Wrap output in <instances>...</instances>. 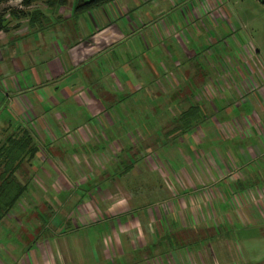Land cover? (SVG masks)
Here are the masks:
<instances>
[{"label":"rangeland","instance_id":"374dc122","mask_svg":"<svg viewBox=\"0 0 264 264\" xmlns=\"http://www.w3.org/2000/svg\"><path fill=\"white\" fill-rule=\"evenodd\" d=\"M174 2V6H167L160 16L154 13L153 17L165 22L170 19L177 29L175 34L182 36L186 49L194 50L196 56L185 63L187 60L173 42L160 41L156 20L140 26L145 28L139 40L129 31L131 36L119 44L126 48L124 60L119 57L120 47L109 50V71L117 68L111 64L115 59L119 66L128 62L140 70L148 69L144 58L149 59L148 52L152 47H149V37L159 40L173 59L181 63L169 73L157 67V80H153L151 74H142L144 77L132 83H128V67L121 66L127 82L122 79L120 70L112 73H118L120 81L129 85L124 84L123 89H109L106 114L104 108L98 115L86 106L73 105L68 111L58 108L57 112L63 116L55 122L60 136H52L51 143L31 136L38 152L31 160L23 161L16 179L25 184L28 178L29 182L33 178L32 185H27L18 203L0 219V264H43L41 247L52 264H264V221L260 216L250 221L247 216L249 209H264L262 199L259 200L264 195V147L259 143V136L247 137L239 124L242 121L250 128V115L257 113V109L243 87V99L236 97L233 89L230 93L224 91L222 85L220 90L210 87L218 93L217 98H209L207 93L210 83L218 76L225 77V72L230 70L237 40L241 45L258 50L257 62L264 66V0H222L219 7L225 8L231 16L228 26L233 28L230 30L232 35L226 34L219 20L209 18L212 9H209L208 1ZM203 10H209V13ZM21 11L28 10L20 0L0 4V23L10 29L14 21H19ZM4 29L1 28L0 35ZM183 32H186L185 36ZM14 54L11 58L19 53L15 51ZM132 54L135 57L132 58ZM165 60L164 57L163 64ZM257 62L253 59L250 65L254 71L259 70ZM150 66L154 67L151 60ZM103 69L97 64V76ZM195 74L202 76L203 85H198ZM233 77L229 71L228 79L231 81ZM1 82L0 77V124L6 121L12 125L14 118L8 108L7 93L1 94ZM245 97L248 98L246 102ZM190 105L199 106L203 112L187 132L183 144H179L178 136H174L172 143L157 136L162 127L175 125L177 120L173 118L177 111ZM72 115L78 116L79 120L70 119ZM227 124L237 131H232L237 135L233 140L212 137L208 140V135L201 139L204 125L220 129L226 128ZM261 135L264 141V133ZM6 136L0 131V139ZM155 138L161 145L149 148L143 143L146 140L152 144ZM114 143L124 144L125 150H116ZM247 145L254 146V151L258 149L259 153H246ZM205 152H217L227 159L229 167L241 164L237 167L239 171L252 174L251 180L243 182L252 187L247 189L243 183L241 189H236L226 178L223 181L208 180L210 168ZM185 155H188V164L200 173L195 184L182 179L177 184L166 183L164 186L157 181L155 173H149L153 168L150 163L155 164V168L167 164L172 170L183 169ZM129 163L142 169V174L134 179L137 183L128 182L136 199L129 195L130 210L122 206L120 198L125 191L118 189L123 179L116 180L119 170L123 171V166L127 168ZM79 171H82L84 183L77 177ZM44 176L51 180L43 179ZM133 177L126 176L125 179ZM39 179L45 181V186L42 185L46 192L42 196ZM111 186L117 191V197L109 200L108 215L112 218L107 219L101 214L96 223L76 224L74 204L87 203L90 197L97 202L99 194L107 196L106 191ZM183 187L182 192L177 191ZM143 192L147 194L143 195ZM125 195L128 196L126 192ZM233 196L239 197L238 203L232 201ZM251 199H254L253 204ZM235 204L242 207L234 209ZM59 206L65 215L58 211ZM176 213L180 218L175 216ZM109 225L112 228H108ZM55 240L57 244H54Z\"/></svg>","mask_w":264,"mask_h":264},{"label":"crops","instance_id":"0c3cea01","mask_svg":"<svg viewBox=\"0 0 264 264\" xmlns=\"http://www.w3.org/2000/svg\"><path fill=\"white\" fill-rule=\"evenodd\" d=\"M206 1L209 2V9H212V12L209 13V10H203L204 13L208 12L210 19L219 20L226 34L232 35L230 30L233 31V28L230 26L229 29L228 26L230 25L229 21L231 16L227 13L225 8L219 7L220 3H223L222 0H220V2L217 0ZM72 3L73 0H69L68 4L62 7H46V5L38 2L34 5L24 7L28 11H21L19 21H14V23L9 26L10 29L2 25L5 29L1 31L2 34L0 35V48L4 47L0 49L1 94L3 92L7 93L5 96L7 97L8 108L14 118L12 119V125L6 121L0 124V131L4 134L9 135L15 133L18 129H25L32 137H41L51 143L53 141L52 136H60L55 122L63 116H61V113L57 112L58 108L68 111L71 109V106L80 105L88 107L94 115L101 114L104 110L106 114V105L109 102V89H123L125 85L127 87L129 85L127 83H122L120 81V75L117 72V75L113 74V70L118 72L120 70L123 77L122 79L127 82V78L122 73L123 70L121 68V66H127L129 75L128 83H132L134 80L138 81L141 77L147 76L146 74H151L152 79L157 80L158 78H155L157 75L155 72L157 67H159L162 72L169 73L171 68L180 65L181 62L175 61L173 55L167 51V48L160 43L159 40L173 42L178 48L181 56L187 60L185 63H188V61H191V59L196 56L194 50L186 49L182 41V36L175 34L174 31L177 29L173 26L174 23L170 19V22H165L162 18L155 19L153 17L154 13L156 16H160L165 12L167 6H174V0H115L80 14H74L72 12ZM156 10H158V12H156ZM154 20L159 24L158 36L160 38L157 40L149 37V47H152L148 52V57L154 67L150 66V60H147V58L144 59L149 65V68H141L142 70L135 67V65L130 66L128 62L119 66L115 59L111 64L117 66V68H111L110 72L109 68L107 69L109 66V50L120 47L118 50L120 54L119 57H122V60H124L123 56L126 52L124 51L126 48L123 45L119 46V44L131 35H134V37H137L139 40L145 28H140V26L152 24ZM182 20L184 21V18ZM235 20L239 21L238 18H235ZM225 24H227V27ZM11 27L13 30H11ZM129 31H131V35ZM182 34L185 36L186 32ZM220 36L223 35L220 34ZM235 49L236 53L233 59L230 60V70L225 72V77L218 76L216 81L210 83L207 91L208 97L217 98L218 93L211 91L210 87L215 88V90H220L222 85L224 91H229L230 93L231 89H233L235 92L232 91L233 94L236 97L241 96L243 99L241 88H245L248 91L247 95L251 96L250 99L254 101L257 113L254 112L250 115V128H246L242 121H240L239 124H241V129L245 130L246 135H248L247 137L253 135L259 136V143L264 147V141L261 135L264 133V66L257 62L258 56L256 53H258V50H255L252 46L241 45L237 40ZM15 51L19 54L11 58L13 57L11 55H15ZM131 57L133 58L135 56L132 54ZM164 57L167 60H165L163 64L162 60ZM253 59L259 64V72L254 71L252 66H250ZM97 64H101L103 69V71L99 73V76H97ZM229 71L234 75L231 81L228 79ZM142 74H144V76H142ZM169 78L171 79L170 75ZM194 79L198 81V85H203L204 81L202 76H196L195 74ZM20 81L21 85H19ZM238 83H240L241 86H239ZM249 87L252 90H250ZM151 95L154 98V95ZM247 99L245 97L244 102H246ZM190 106H195V117L198 121L200 113L203 112L202 108L197 105ZM187 108L188 107L185 109L181 108V110L177 111L173 119H176L180 112L185 111ZM77 117L76 115H72L70 119H78ZM48 120L50 122H48ZM45 121H47V124H45ZM10 128H12V131H10ZM189 129L190 128L177 129L174 125L162 127L161 132L157 136L164 137V142L168 143H172L174 136H178L180 137L178 141L179 144H183ZM202 129L203 134H201V139H203L205 135H208V140L211 139L210 137L216 138V140L222 138L233 140L237 137V135L232 132L236 130L228 124L226 128L220 127V129H215L212 125H204ZM8 130L10 132H8ZM238 131H240L239 128ZM170 137L171 139H169ZM71 141L75 142L74 139H71ZM143 143L148 144L149 148L151 146L156 147L157 144L161 145L157 138H155L152 144L146 140H143ZM113 146L116 150H120V152L125 150L124 144L118 145L114 143ZM253 147L252 145L245 146L246 153L248 152L250 155L259 153L258 149L256 152ZM188 148L189 145L187 146V149ZM168 152H171V149H169ZM190 153L191 151L189 154ZM205 153L207 154L208 168H210L207 173L208 180L215 178L218 181H223L226 178L229 180L230 185L236 189H241V185L244 183L243 181L252 179V174L250 172H245V170L241 172L237 169V167L240 168L239 165L241 164L232 168L229 167L227 159L223 158L217 152ZM185 158L186 160L182 161L183 169L172 170L167 164L155 168V164L150 163L153 168L149 169V173H155L157 181L161 182L164 186L166 183L177 184L179 180L182 179L195 184L197 176L199 177L200 173L195 170L196 168L194 166L195 169L191 167L192 165L190 166L188 164V155H185ZM77 168L79 169L78 165ZM180 171H182V173H180ZM140 174H142V169H137L130 163L127 168L123 166V171L120 172L119 170L117 173L116 180L123 179L121 180L122 185L118 186V189L122 191L125 190L124 196L120 197L122 199V206L128 208V210L132 208L128 203V198H130L129 195L132 196L133 200H136L133 197L135 193L134 189L128 182H132L133 184L137 183L134 179ZM126 176L134 177L126 180ZM77 177H79L80 180L82 179L81 181L84 183L82 171L78 172ZM43 179L51 180L46 176H44ZM32 180L33 178H31V181ZM147 180L149 181V179ZM31 181L29 182L28 178L25 182L26 189L28 184L32 185ZM37 182L41 184V187L39 186V191L42 196V193L46 192V187L43 188L45 181L39 179ZM57 183L59 184V188L62 189L61 184L59 182ZM109 184L113 185V182H109ZM244 185L247 189L252 187L251 184L246 186L244 183ZM184 188L185 187H183V189H177V191L179 190V192H182ZM106 192L107 196L102 193L99 194V201L97 202L94 198L90 197L87 203L82 202L78 205V202L74 204V222L76 224L88 226L87 224L89 223H96L101 217V214L106 215L107 219L112 218V216L110 217L108 215L110 212L109 200H113L117 197V191L111 186ZM125 192L128 196L125 195ZM144 194H147V192H143V195ZM141 195L142 193L139 195V198ZM233 197L232 201L238 203L239 197ZM259 200L264 204V195L260 196ZM253 202L254 199H251V204H253ZM233 206L234 209L242 207L241 204H235ZM58 211L60 213L62 212L64 215L66 214L62 206L58 207ZM124 212L125 211L121 214ZM121 214H117L116 216ZM175 216L180 218V215L177 213ZM247 216L250 218V221H253V217L257 216H260V219L264 221V209L258 211L249 209ZM159 217L160 216H158V218ZM147 218L149 217L147 216ZM58 225H61L60 222ZM122 226H125V224ZM108 228H112V226L109 225ZM124 229L129 230L126 227H124ZM88 240L89 238L87 239V244ZM57 243L58 241L55 240L54 244ZM129 244L130 243H127L128 246ZM85 247L87 246L85 245ZM118 249L121 252V247H118ZM41 253L44 256L43 264H52L49 258L46 257L44 248L42 247ZM75 264L78 263L76 262Z\"/></svg>","mask_w":264,"mask_h":264},{"label":"trees","instance_id":"16d2710c","mask_svg":"<svg viewBox=\"0 0 264 264\" xmlns=\"http://www.w3.org/2000/svg\"><path fill=\"white\" fill-rule=\"evenodd\" d=\"M13 0H0V4H5ZM23 7L36 4L38 2L46 7H62L68 4L69 0H20ZM115 0H73L72 12L80 14L91 9L103 6ZM2 24L0 23V30ZM195 106L188 107L180 112L176 118L174 127L191 128L196 120ZM18 132V133H16ZM15 133L0 139V219L8 215L20 197L26 190V185L21 184L16 179V173L25 160H31L37 152V147L32 141L31 135L25 129H18Z\"/></svg>","mask_w":264,"mask_h":264}]
</instances>
